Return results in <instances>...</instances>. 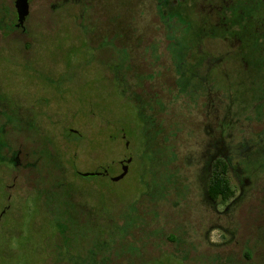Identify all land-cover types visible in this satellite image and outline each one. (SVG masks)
<instances>
[{"label": "rangeland", "instance_id": "obj_1", "mask_svg": "<svg viewBox=\"0 0 264 264\" xmlns=\"http://www.w3.org/2000/svg\"><path fill=\"white\" fill-rule=\"evenodd\" d=\"M66 1L29 0V14L19 23L15 0H0V264H75L71 255L81 263L94 251L104 264H264V170L254 176L243 171L238 156L251 152L237 142L244 136L233 133L237 143L230 144L215 138L209 146L211 128L204 127L217 116L212 111L208 124L205 83L215 94L232 93L240 108L264 92V65L256 70L264 60V6L257 0H170L167 8L178 12L172 52L168 30L152 28L143 37L162 50V68L150 64L153 51L144 52L139 65L156 73L134 88L157 111L153 165L164 147L174 148L169 171L177 185L187 184L155 206L145 194L158 187L145 149L148 121L139 119L138 100L125 94V19L134 17L125 3L135 1ZM177 54L186 64L180 81ZM182 79L199 92L183 90ZM241 112L244 123L255 115ZM252 124L261 128L264 120ZM227 145H237L238 156ZM35 153L51 166H25ZM128 159L126 174L114 180ZM215 159L227 162L233 196L213 208L201 201L205 190L198 187ZM59 181L61 189L47 188ZM232 203L238 221L227 230L221 224L229 225L224 213ZM64 204L76 212L68 220ZM133 215L145 217L133 224L135 234L126 222ZM60 222L71 230L59 231ZM110 239L111 246L105 243Z\"/></svg>", "mask_w": 264, "mask_h": 264}, {"label": "trees", "instance_id": "obj_2", "mask_svg": "<svg viewBox=\"0 0 264 264\" xmlns=\"http://www.w3.org/2000/svg\"><path fill=\"white\" fill-rule=\"evenodd\" d=\"M77 1V0H76ZM135 2L133 4L125 3V12L126 10L133 11L134 17L130 21H127L125 19V94L126 95H131V98L134 100V97L136 99V104L140 108L138 110V115L139 119H142L144 122L147 123L148 125L146 126V140L149 143L146 146V151H147V156L151 158V166L153 165V162L155 158L157 157V135L159 131L157 130L158 123L156 124L155 118L153 114L155 115V112H157L154 109V101L152 100H146L144 97L141 95V93H138L136 89L141 85V81L143 78H153L155 76V67L152 66L153 72L145 73L143 72V67L139 65V61L141 58H143V61L147 59V57L144 55V52L148 51H153L152 52V59H150V64L152 63L153 60H157L160 58L158 51H157V42L158 41H153L152 43H145V37L146 35H150L152 28L155 30H158L160 28H164L168 30L169 34L167 35L168 41L166 47L172 52L171 50V45H173L174 38L176 36V26H175V12L167 8V2L168 0H134ZM260 7L264 6V0H257L256 2ZM263 3V4H262ZM87 6V5H85ZM84 9H86L84 7ZM84 12V11H83ZM149 27V28H145ZM153 39L159 40L161 36H154L153 34ZM161 40V39H160ZM157 51V52H156ZM176 60V66H177V71L179 72V81L181 78L186 76L185 72V57L183 55H176L175 57ZM119 61L123 60V57H118L117 58ZM136 62V63H134ZM128 78V79H127ZM188 80H181L180 84L182 85V89H186V87L190 86L191 84H187ZM193 87V86H192ZM189 89L192 93H198L200 88H197V86H194L193 88ZM145 92V90H144ZM133 96V97H132ZM148 110H152V113L149 112ZM157 126V127H156ZM161 130V129H160ZM162 131V130H161ZM158 132V133H157ZM239 136L241 133H239ZM239 140V141H238ZM237 142H241L239 145H245L247 144V148L251 152H247L246 156H238L241 160V165L243 166V171L245 173H249V176H254L255 173L259 170H264V130L259 131V132H254L250 137H244L241 139H238ZM7 142V140L5 141ZM234 143H237L233 140ZM8 144V142H7ZM2 146V145H0ZM41 145H38L34 147V150L40 149ZM164 147L163 149V155L162 159L160 160L161 162L156 163L154 166V169L151 171L152 179L156 181V186L158 184L157 188L154 187H148V190L145 191V194L149 197L150 200L155 202V206L158 204V200H160L164 195H166L169 191L175 192H181L184 189H186L187 184L184 182H180L177 185V179L175 178L174 172H170V168L168 164L172 162V160L176 159L177 152L174 148H169ZM229 150L231 151V154H233L235 148L237 145L233 147H228ZM51 153V152H50ZM39 154L35 153L33 156L34 161L27 162L25 166L27 167H49L51 166V163H47L42 157H38ZM235 156V157H236ZM35 157H38L37 160L35 161ZM50 157V155H49ZM50 160H53L52 157H50ZM207 160L203 162L205 165ZM198 164V163H197ZM201 165L200 168H204V165ZM208 164V163H207ZM206 164V165H207ZM224 167H220V160L215 159L211 163V174L208 177V180L205 183H203V180H201V184L198 187L203 188L205 191H201V195L203 194V197L201 201L204 203L205 206L209 207V203H211L212 199L216 201H222L228 199L232 195V190L229 185L228 178L223 176L222 172L225 170V167H227V163H223ZM206 167V166H205ZM76 172V171H75ZM78 173V172H76ZM175 186V187H174ZM50 189V191L55 192L58 189H61V184L60 181L57 182L56 184L53 182L52 184H49L47 187ZM43 189L46 190L44 187ZM61 191V190H60ZM59 191V192H60ZM45 192L40 193V197L43 196ZM38 194V193H37ZM212 204V203H211ZM65 207L64 209V214L67 217V220L72 217V215H76L75 211H71L67 209V205H63ZM213 209V208H212ZM157 211H159L157 209ZM158 215V212H157ZM144 215L142 216H131L126 219V222H128V230H131V233L135 234V229L133 228V224L139 220L144 219ZM58 226V230L65 233L67 230H71L69 227V224L66 222H60ZM68 223H74L73 221H70ZM124 226H125V217H124ZM123 226V227H124ZM127 230V231H128ZM121 234V233H119ZM168 239L171 241H176V237L174 236L173 233H169ZM111 241H106L105 243L109 246L113 245L115 240L110 239ZM111 242V243H110ZM61 247V245H59ZM59 247V248H60ZM58 248V249H59ZM137 250V246L134 245L133 249L131 251L132 254L135 253ZM167 254L166 252H162ZM99 254V252H92V255H85L81 256V263L78 262V260L74 255H71V261L75 262V264H104L103 260L102 262H99L98 258L96 257ZM74 259V260H73ZM102 259V257H100ZM132 262V261H131ZM129 264V263H128Z\"/></svg>", "mask_w": 264, "mask_h": 264}, {"label": "flooded vegetation", "instance_id": "obj_3", "mask_svg": "<svg viewBox=\"0 0 264 264\" xmlns=\"http://www.w3.org/2000/svg\"><path fill=\"white\" fill-rule=\"evenodd\" d=\"M69 1H73V2H77L76 0H68ZM170 1V0H168ZM65 2H67L65 0ZM263 4V3H262ZM173 10V8H172ZM175 12V16L178 15V12ZM0 27H2L0 25ZM17 28H21V30L24 33H27L24 29H22V27H17ZM162 28H160L161 30ZM11 30L9 31L8 35L10 34ZM153 32V31H151ZM6 33V32H5ZM161 38H159L160 40ZM29 46V45H28ZM160 47L161 46H157V51L158 54L160 56L159 59H155L152 61L151 64L156 65L157 67L162 68V55H161V51H160ZM156 51V52H157ZM260 61H258V67L256 70L260 69L263 65H264V60L259 59ZM251 62L249 60H247V62H245V69H248V66ZM173 66L176 68V65L173 63ZM186 67V65H185ZM160 70V69H159ZM206 89V94L207 100H206V105L208 107V115H207V121L208 124L209 122L212 123V119L210 118V114L212 111H216L217 112V116H216V120L214 124L211 125H206L204 127L206 128H211V131H209V136H208V142L209 146L211 144V142L216 141L215 138L218 141H222L224 143L228 142L230 143H234L233 140L235 141V137L233 136V133H241L240 135L242 136H247L246 134H243L244 132L249 133L250 136L254 133V132H259V131H263L264 130V126L261 128H255L256 124H252V122L254 120H264V92H261L259 94H256L253 98V100L251 102H248V104H246L244 107L240 108V100L233 98V96L228 93L226 95H224V91L219 90L218 93H214L212 92V86L209 83H205L204 84ZM253 108H252V107ZM252 109L255 112V115L252 117L251 120H248L249 123H244L240 118V114L241 109L242 110H246V109ZM236 110V111H234ZM230 141V142H229ZM229 147V145H227ZM220 160V167H224L223 163H227L226 161L222 160V159H218ZM213 162V161H212ZM228 167V165H227ZM227 167H225V170L222 172L223 176H225V171L227 169ZM232 190V189H231ZM233 192V191H232ZM233 194V193H232ZM233 195H231L230 197H232ZM229 197V198H230ZM228 198V199H229ZM213 201H211V205L214 208L219 202H223L225 200L222 201H216L214 199H212ZM227 200V199H226ZM210 205V206H211ZM236 205L235 204H231L230 208L228 209L227 212L224 213V218H225V222H228L229 225H223V228L229 230L230 226L235 225L238 221V219L236 218ZM220 224V223H219ZM218 224V225H219ZM216 225H214L215 227ZM235 229H237V226L234 229H231L235 232ZM252 253V252H251Z\"/></svg>", "mask_w": 264, "mask_h": 264}, {"label": "water", "instance_id": "obj_4", "mask_svg": "<svg viewBox=\"0 0 264 264\" xmlns=\"http://www.w3.org/2000/svg\"><path fill=\"white\" fill-rule=\"evenodd\" d=\"M15 8H16V11L18 14V22L23 23L25 21L27 15L29 14V0H15ZM18 26H19V24H18ZM129 161H130V159H128L125 162L124 172L122 174L114 177L113 178L114 180L121 178L124 175V173L126 174ZM84 174H86V173H84ZM92 174H94V173L92 172Z\"/></svg>", "mask_w": 264, "mask_h": 264}]
</instances>
